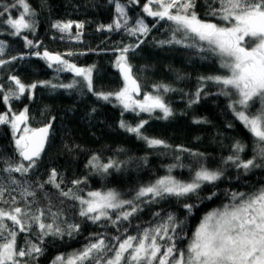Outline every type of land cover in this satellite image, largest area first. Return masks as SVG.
<instances>
[{
    "label": "trees",
    "instance_id": "obj_1",
    "mask_svg": "<svg viewBox=\"0 0 264 264\" xmlns=\"http://www.w3.org/2000/svg\"><path fill=\"white\" fill-rule=\"evenodd\" d=\"M34 11L35 31L24 30L20 36L10 35L12 29L5 23L11 15L17 17L23 11L19 6L10 8L0 16V40L5 42V52L0 55L4 60L12 56H23V59L0 65V113L7 112L9 107L14 113L27 108L28 125L35 129L41 125L51 123V131L46 148L40 154L36 167L21 176L17 172H5L9 164L15 166L24 163L16 149L12 128L9 124H0V187L6 189L4 199L7 204L0 202V207L9 208L12 198L15 197L18 205L32 197H22L21 187L10 182V177L18 181H28L30 190L35 191L36 204L34 208H46L51 202L53 211L57 207L65 212V218L70 222H80L78 215L79 203L61 197L59 190L51 184H44L41 190L39 183L48 179L51 170L58 173V182L62 179L61 189L74 191L85 196L92 190L115 189L123 194L124 199H131L135 191L141 186L167 175L169 166L183 164L184 167H174L171 174L178 179L190 178V166L197 159L207 167L224 169L222 179L212 184H206L201 189L200 197H207L216 192L212 199L197 200L192 197L187 200L170 198L159 204L142 205V211L123 222L120 228H128L130 235L136 234V225L147 226L148 222H156L153 213L163 215L174 213L179 220H185L186 226L182 233L180 247H185L201 218L210 210L221 207L227 202L225 190L249 191L253 187L264 184V168L253 169L246 175L243 170L234 166L224 165L226 157L233 153L232 145L240 141L246 147L242 152V159L253 156L255 138L238 120L229 108L228 97L218 95V86L212 82L203 84V94L198 102L189 104L196 99V91L201 86L200 77L224 74L215 57L202 59L195 50L174 44H163L160 41L169 39V23L142 13L143 4L130 3L129 0H120L126 6L129 26L135 23L138 16H144L145 22L156 27L152 28L147 36H130L123 30H99L101 25L112 23L115 15V4L111 0H26ZM201 5L197 11L201 18H205L204 0H198ZM15 0H0V12L4 5L14 4ZM218 6V5H216ZM215 22V18H212ZM72 21L73 26L69 33H61L52 25L56 22ZM83 23L79 39H75L77 29L75 25ZM24 36L34 42V46L25 47ZM63 37V38H62ZM138 40L143 43L128 54L129 62L133 65V73L141 86L138 97L144 93L156 94L153 85L166 84L175 91L160 93L165 102L171 107L172 115L167 119L156 109L151 113L139 110L125 111L115 97L109 101L98 98L94 93L116 92L124 86L115 63L120 54L118 49L126 45H135ZM47 50L62 54L69 62L78 67H92L93 90L89 91L82 78L69 71L56 72L49 68L47 62L32 53ZM74 53L72 56L66 55ZM17 76L23 83L31 84L37 81H50L51 84H69L78 81L71 89L50 86H38L33 89L29 97L25 93L20 99H11L10 105L3 103L2 96L15 85L8 78ZM234 98V97H233ZM259 108L258 102L250 109ZM256 111V110H255ZM123 113V114H122ZM135 126L140 121H147L142 132L149 138L165 141L169 148L163 146L150 147L144 139L120 127V121ZM196 121H202L197 123ZM231 125V127H229ZM186 149L187 151H182ZM190 153L202 154L199 157ZM99 157L101 164L115 161L119 167L110 168L107 173L94 170L88 166L89 160ZM179 156V161L176 157ZM25 166L27 163H24ZM239 176V179L237 177ZM73 180L82 181L78 186ZM47 196V198H46ZM63 201V204H61ZM195 204L191 211L184 208V204ZM114 218V217H113ZM10 223V222H9ZM107 232L116 235V228L108 225L106 228L99 224L84 221L79 234L73 238L45 237L43 256L36 264H50L52 258L58 254L70 253L80 249L90 233ZM33 234L20 233L18 244L23 246L25 238L37 242L34 233L38 229L33 226Z\"/></svg>",
    "mask_w": 264,
    "mask_h": 264
},
{
    "label": "snow or ice",
    "instance_id": "obj_2",
    "mask_svg": "<svg viewBox=\"0 0 264 264\" xmlns=\"http://www.w3.org/2000/svg\"><path fill=\"white\" fill-rule=\"evenodd\" d=\"M115 4L116 15L112 23L101 25L99 30H123L130 36H147L152 28L145 22L144 16H138L135 23L129 26L126 6L120 0H111ZM130 3H139V0H129ZM218 5V6H216ZM19 6L23 9L17 17L9 16L3 23L12 31L10 35L20 36L24 30L35 31L34 11L26 0H15L14 4L4 5L0 16L7 13L10 8ZM201 5L198 0H146L142 13L148 17L169 23V39L160 41L163 44L180 45L181 47L195 50L202 59L215 57L224 74L200 77L201 86L196 91V99L189 104L198 102L203 94V84L212 82L219 88L218 95L228 97L229 108L236 118L255 138L253 156L242 159L241 153L245 145L236 141L233 153L223 161L224 165L234 166L243 170V174L253 169L264 168V0H204L205 18H201L197 9ZM212 18H215V22ZM73 26L72 21L56 22L52 25L61 33H69ZM77 32L75 39H79L83 23L75 25ZM63 38V37H62ZM25 47L34 46V42L24 36ZM143 43L138 40L135 45H126L118 49L115 66L119 69L124 81V86L116 92L94 93L103 100L109 101L115 97L125 111L151 113L159 109L163 118L172 115L171 107L165 102L163 93L175 91L169 85H153L156 94L144 93L143 100L134 99V94H139L141 86L133 73V65L129 62L128 54ZM5 52V42L0 40V55ZM44 59L49 68L56 72L69 71L81 77L89 91L93 90L92 67L82 68L69 62L62 54L50 53L46 49L32 53ZM72 56L74 53L68 52ZM21 56H12L10 60L0 58V65H5ZM15 85L2 96L3 103L10 105L11 99H20L25 93L31 95L38 86L52 88L63 87L71 89L78 81L69 84H51L50 81H37L31 84L23 83L17 76L8 78ZM2 90V86H0ZM234 97V98H233ZM258 102L260 107L255 112L250 111ZM27 108L16 114L9 107L7 112L0 113V124H9L13 131L16 149L27 165L19 163L9 164L5 172H17L21 176L36 167L37 161L49 136L51 124L40 128L27 126ZM10 114V115H9ZM123 114V113H122ZM200 123L202 121H196ZM147 121H140L135 126L126 121H120V127L138 138L144 139L150 147L163 146L169 148L165 141L145 136L142 129ZM23 129L21 131V126ZM231 127V125H229ZM17 133H19L17 138ZM187 151L186 149H181ZM199 157L202 154L190 153ZM176 159L179 161L180 157ZM88 166L103 173L112 167H119L115 161L101 164L99 157L93 156ZM174 167H184L183 164L169 166L168 174L157 178L155 181L141 185L131 199H124L123 194L115 189L106 191H90L87 196L69 189H61L62 179L58 182V173L51 170L48 179L39 183L42 190L44 184H51L59 190V195L77 201L80 205L78 215L80 222H70L65 218V212L57 207L53 211L51 202L46 208H34L36 193L31 189L28 181H18L10 177L12 184L21 187L22 205L17 204L12 198L9 208L0 207V264H36L38 258L43 256L45 237L63 238L65 235L73 238L81 231L84 221L99 224L101 227L111 225L116 228V235L105 232L90 233L80 249L70 253L54 256L50 264H264V184L253 187L249 191L225 190L227 202L221 207L207 212L200 220L192 233L188 244L180 247L183 239L182 233L186 226L185 220H179L174 213L163 215L161 212L153 213L156 222H148L147 226L137 224L136 234L130 235L128 228L121 233L123 222L142 211V205L159 204L170 198L187 200L196 197L197 200L212 199L217 193L213 192L207 197H200L199 193L204 185L212 184L222 179L224 169H212L197 159L190 166L191 175L187 180L178 179L171 174ZM239 179V176L237 177ZM82 181L73 180V185L78 186ZM5 188L0 187V202L7 204L4 199ZM47 198V196H46ZM63 204V201H61ZM184 208L191 213L195 204L185 203ZM114 217V218H113ZM10 222V223H9ZM35 226L38 232L34 233L37 242L25 238L23 246L18 244L20 233L33 234Z\"/></svg>",
    "mask_w": 264,
    "mask_h": 264
},
{
    "label": "rangeland",
    "instance_id": "obj_3",
    "mask_svg": "<svg viewBox=\"0 0 264 264\" xmlns=\"http://www.w3.org/2000/svg\"><path fill=\"white\" fill-rule=\"evenodd\" d=\"M82 68H88V66H83ZM71 73H73V72H71ZM81 78V77H80ZM32 93H33V90H32V92H31V95H32ZM30 95V96H31ZM134 99H138V100H143V96L142 97H138V96H135L134 95ZM25 108H23V109H21L19 112H21V111H23ZM257 109V107H255V110ZM137 110H139V109H137ZM255 110H251L252 112H255ZM11 111H12V109H11ZM13 112V111H12ZM19 112L18 113H16V114H19ZM10 115V114H9ZM27 126L28 127H30L29 125H28V123H27ZM31 128V127H30ZM22 129H23V125L21 126V131H22ZM18 135H19V133H17V138H18ZM14 143H15V141H14ZM92 191H106V190H92ZM87 196V195H86ZM213 210V209H212ZM211 211V210H210Z\"/></svg>",
    "mask_w": 264,
    "mask_h": 264
},
{
    "label": "water",
    "instance_id": "obj_4",
    "mask_svg": "<svg viewBox=\"0 0 264 264\" xmlns=\"http://www.w3.org/2000/svg\"><path fill=\"white\" fill-rule=\"evenodd\" d=\"M44 51V50H43ZM42 51V52H43ZM50 53H52V52H50ZM53 54H56V53H53ZM116 69H117V72H118V74H119V76L121 77V79L123 80V78H122V76H121V73H120V71H119V69L116 67ZM124 82V81H123ZM141 92V91H140ZM140 94V93H139ZM139 94H134L135 96H138ZM49 124V123H48ZM51 124V123H50ZM45 125H47V124H45ZM45 125H41V126H39V127H37V128H40V127H43V126H45ZM51 127H52V125H51ZM51 127H50V129H49V135H50V131H51ZM48 138H49V136H48ZM47 141H48V139L46 140V142H45V145H44V149L46 148V145H47ZM44 149H43V151H44ZM42 151V152H43ZM41 152V153H42ZM21 160L24 162V163H28L27 161H24L23 159H22V157H21Z\"/></svg>",
    "mask_w": 264,
    "mask_h": 264
}]
</instances>
